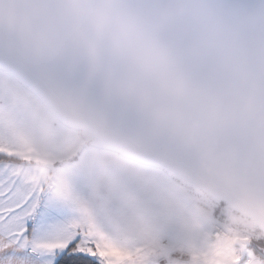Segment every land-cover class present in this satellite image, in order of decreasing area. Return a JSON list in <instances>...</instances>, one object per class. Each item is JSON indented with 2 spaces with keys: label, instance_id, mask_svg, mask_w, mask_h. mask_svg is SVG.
Listing matches in <instances>:
<instances>
[{
  "label": "clouds",
  "instance_id": "9594fccd",
  "mask_svg": "<svg viewBox=\"0 0 264 264\" xmlns=\"http://www.w3.org/2000/svg\"><path fill=\"white\" fill-rule=\"evenodd\" d=\"M75 155L122 243L202 213L264 232V0H0V139Z\"/></svg>",
  "mask_w": 264,
  "mask_h": 264
},
{
  "label": "snow or ice",
  "instance_id": "6c2138e0",
  "mask_svg": "<svg viewBox=\"0 0 264 264\" xmlns=\"http://www.w3.org/2000/svg\"><path fill=\"white\" fill-rule=\"evenodd\" d=\"M75 155L0 139V264H184L186 244L122 243L78 191ZM192 264H264V232L234 230L223 203L202 213Z\"/></svg>",
  "mask_w": 264,
  "mask_h": 264
},
{
  "label": "crops",
  "instance_id": "0c3cea01",
  "mask_svg": "<svg viewBox=\"0 0 264 264\" xmlns=\"http://www.w3.org/2000/svg\"><path fill=\"white\" fill-rule=\"evenodd\" d=\"M75 183L78 185V189H77L78 191H81L82 194L86 192V187L83 181L79 177L76 178Z\"/></svg>",
  "mask_w": 264,
  "mask_h": 264
}]
</instances>
